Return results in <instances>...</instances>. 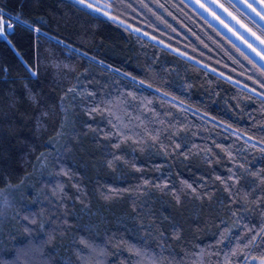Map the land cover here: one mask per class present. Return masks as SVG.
<instances>
[{
    "label": "trees",
    "instance_id": "16d2710c",
    "mask_svg": "<svg viewBox=\"0 0 264 264\" xmlns=\"http://www.w3.org/2000/svg\"><path fill=\"white\" fill-rule=\"evenodd\" d=\"M106 1L120 20L76 0H0L13 25L0 35V186L49 183L66 215L53 228L13 218L0 264H154L161 251L251 264L264 254L263 65L189 0Z\"/></svg>",
    "mask_w": 264,
    "mask_h": 264
},
{
    "label": "rangeland",
    "instance_id": "374dc122",
    "mask_svg": "<svg viewBox=\"0 0 264 264\" xmlns=\"http://www.w3.org/2000/svg\"><path fill=\"white\" fill-rule=\"evenodd\" d=\"M189 1L199 10V12H202V14H204V16H206L211 22L217 25L223 32L228 34L236 43L240 44V46L246 51V53L250 54L258 63H261L264 67V43H262L264 39L260 35H258L255 31H253L249 26L247 27L246 24L240 21L231 11H229L227 8L221 5L220 2L217 0H189ZM234 1L253 20L257 22L259 21L264 26V19H261L260 16H257L256 13H254L247 6L249 3H252V0H234ZM89 2L90 0H85V4ZM99 3L108 5L106 0H99ZM201 5H203V7H201ZM262 5H264V0H261L260 3L253 4V7H255L257 11H259L261 15L264 16V7H262ZM104 11L108 12V17H115V19L120 20L119 18H117L116 16H114L109 12L108 7L107 9L105 8ZM217 17H219V19H217ZM5 21H7V23H10L9 18L0 9V26H2L3 22ZM221 21H223V23ZM236 147H237L236 145H233L234 149ZM50 168L53 169L52 166H50ZM50 168L48 172L51 173ZM44 177H49V175H46ZM43 184H45L44 181L40 183V187L43 186ZM31 185L32 184L29 183L24 185V187L23 184L22 185L19 184L17 186L13 184L12 185L5 184L3 186H0V240L3 241V243L1 244L3 247L5 246L9 247L10 245L14 244L17 240L18 235L12 233L13 230L16 229L14 226L13 218L21 217L30 224L29 226H31L33 222V218L31 216L29 217V215L34 214L36 217L38 216V218L41 217L40 220H43V218H47V220L44 219L43 222H46V226H49L51 228H53V221L57 220L59 224H62L64 222L63 219H65L66 217V215H64L65 213L64 209L60 206H56L60 198L57 195L54 196L55 192L50 187V184L46 183L47 188L46 187L38 188L37 190L38 192L36 191V189H32L37 187V185H32V187ZM30 189H32V193L29 192ZM38 194H39V198H41V202H39V198L37 199ZM56 197L58 200L56 199ZM25 217H27V219L29 220H27ZM37 221L35 223V226L31 228L32 231H30V233L32 235L30 236V238L33 239L37 238L39 239L40 242L41 240L45 239L43 237L45 229L42 230L39 222ZM9 224H10V230H12L10 234H9L10 231L8 230ZM17 226L20 227L19 224ZM42 227L44 228V225ZM249 229H254V225H251L250 228L248 227L245 231L243 230L242 233L243 232L246 233L247 230ZM242 233L241 236L243 237ZM30 238H27V240L26 239L23 240V242L27 241L28 243L26 245L31 246L28 249L32 248V250L34 251L33 247H36V245H33L31 243L34 241L33 239L29 240ZM218 246H219V253L220 252L222 253V247L220 246V238L218 239ZM87 247L90 253L91 252L97 253V250L94 249L95 248L99 249L100 246L93 247L90 244L86 246V243L82 241V246L80 249L83 250L84 252V250H86ZM150 249L157 251V249L154 248H150ZM36 252L38 253L37 250ZM161 252H154L155 253L154 255H156L152 258L154 264L156 262H159V264H166V263L175 264V262L171 259L167 261L165 259L166 263L162 261V259H164V255L163 253L161 254ZM232 253L233 252L231 253L228 252V254L230 255H232ZM105 256L107 260L110 262V264H141L139 258H137V260L134 263L136 256L133 260V263L129 260L128 256L125 254L110 255L106 252ZM237 257L239 258L238 260L240 262H242V260L245 262V260L242 257H239V255H237ZM86 258H91V260H89L91 262L90 264H96L95 262H97L98 260L97 257L96 258L92 257V253L87 257L85 256V259ZM31 259L36 263L39 262L37 256H31ZM234 259H235L234 257L228 256L227 261L231 262L232 260L233 263ZM23 260L28 261V264H30L29 256L24 255L22 261ZM222 260H223L222 256H220V264L226 263L225 260L223 261ZM250 262L251 264H264V254L258 255V257H250ZM192 263L193 262L191 258V264ZM142 264H150V263L144 261ZM200 264L202 263L200 262Z\"/></svg>",
    "mask_w": 264,
    "mask_h": 264
},
{
    "label": "snow or ice",
    "instance_id": "6c2138e0",
    "mask_svg": "<svg viewBox=\"0 0 264 264\" xmlns=\"http://www.w3.org/2000/svg\"><path fill=\"white\" fill-rule=\"evenodd\" d=\"M77 2L80 3L81 5L86 6L87 8L93 11L101 12L103 15L108 16V12L104 11V9L108 7V5L99 3V0H90V2L87 4H85V0H77ZM260 2L261 0H252V3H249L247 6L254 13H256L257 16H260L261 19H264V16H262L261 13L257 11L255 7H253V4L260 3ZM201 7H203V5H201ZM262 7H264V5H262ZM109 18L115 20V17H109ZM217 19H219V17H217ZM221 22L223 23V21ZM12 27L13 25L11 23H7V21L3 22V25L0 26V35H4L5 31L11 30ZM36 31H39V29H37ZM153 39H155V37H153ZM262 43H264V41H262Z\"/></svg>",
    "mask_w": 264,
    "mask_h": 264
}]
</instances>
